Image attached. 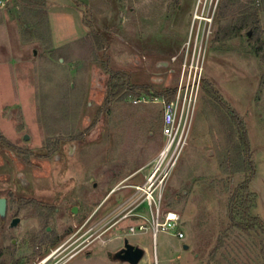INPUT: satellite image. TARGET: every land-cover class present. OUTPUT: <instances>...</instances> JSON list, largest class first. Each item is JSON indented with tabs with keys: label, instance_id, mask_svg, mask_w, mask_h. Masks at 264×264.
Masks as SVG:
<instances>
[{
	"label": "rangeland",
	"instance_id": "rangeland-1",
	"mask_svg": "<svg viewBox=\"0 0 264 264\" xmlns=\"http://www.w3.org/2000/svg\"><path fill=\"white\" fill-rule=\"evenodd\" d=\"M225 1L189 142L163 193L162 209L179 213L176 231L185 237L159 232L156 240L151 228L128 234L142 221L136 214L152 215L146 204H128L165 146L156 93L178 86L196 0H46L38 9L10 0L0 7V134L12 144L0 143V197L9 201L0 264H128L108 254L125 239L146 249L148 264L264 262V236L230 229L232 193L249 173L230 174L226 116L203 89L210 82L245 124L256 170L249 205L264 221V0H236L221 19ZM244 6L261 8L259 29L216 41L219 26ZM116 71L150 86V95L122 94L107 107ZM15 215L22 222L10 229Z\"/></svg>",
	"mask_w": 264,
	"mask_h": 264
},
{
	"label": "built area",
	"instance_id": "built-area-1",
	"mask_svg": "<svg viewBox=\"0 0 264 264\" xmlns=\"http://www.w3.org/2000/svg\"><path fill=\"white\" fill-rule=\"evenodd\" d=\"M9 2L10 0H0V7L6 6ZM220 3L221 0H196L188 40L179 60L178 57L174 58L178 60L180 66V77L174 97L171 100L165 97L155 98V101L163 106L162 132L166 143L152 161V168L146 174L144 182L133 187L135 192L130 200L132 203L128 204V208L131 209L139 202L134 210L141 209V206L146 204L152 215L151 219H148L144 215L136 214L142 221L130 226L128 234L143 233L151 228L156 239L159 232L176 231L181 222L179 213L171 209H162L163 193L189 142L204 81L205 53ZM131 213L123 218H129ZM174 234L181 239L185 237L182 231H176Z\"/></svg>",
	"mask_w": 264,
	"mask_h": 264
},
{
	"label": "trees",
	"instance_id": "trees-1",
	"mask_svg": "<svg viewBox=\"0 0 264 264\" xmlns=\"http://www.w3.org/2000/svg\"><path fill=\"white\" fill-rule=\"evenodd\" d=\"M21 4L32 8H44L46 0H17ZM222 6L220 18L226 17V11L236 5V0H226ZM261 8L255 6H244L242 7L241 13L234 18L230 23L226 25H220L217 31L216 41L226 42L235 37L241 36L246 30L256 31L260 25L259 11ZM249 36V34H248ZM250 37V36H249ZM252 39L258 45L262 44L261 36ZM258 53V52H257ZM106 106L122 94L128 95L130 93H136L138 95L146 94L150 95L151 87L147 85L135 86L131 83V80L127 73L116 71L111 72L110 79L108 82ZM204 93L208 99L212 102L218 103L225 116V124L227 130V141L224 146L226 157H227V168L230 174L236 172L249 173L246 179L238 185L231 197L229 205V217H230V229L238 230L245 235L260 237L264 236V221L259 217L251 215V192L249 186L252 180L255 178L256 170L253 161L251 160L250 143L247 134V130L244 122L240 119L237 112L231 108L227 103L222 100L218 90L208 81L204 84ZM157 96L165 97L171 100L174 97L175 90L168 89L162 93H156ZM206 104V103H205ZM0 143L12 146V144L0 134ZM236 162H240L239 167H236ZM239 201L242 203L239 205ZM261 264H264L262 262Z\"/></svg>",
	"mask_w": 264,
	"mask_h": 264
},
{
	"label": "water",
	"instance_id": "water-1",
	"mask_svg": "<svg viewBox=\"0 0 264 264\" xmlns=\"http://www.w3.org/2000/svg\"><path fill=\"white\" fill-rule=\"evenodd\" d=\"M250 36V33H249ZM28 137V136H27ZM6 199L0 198V215L4 216L6 214ZM15 225V224H14ZM13 225V226H14ZM187 249V246H185ZM112 260L119 262H125L128 264H139L145 256V250L131 244L128 239L124 240L123 247L117 251L115 254H109Z\"/></svg>",
	"mask_w": 264,
	"mask_h": 264
},
{
	"label": "flooded vegetation",
	"instance_id": "flooded-vegetation-1",
	"mask_svg": "<svg viewBox=\"0 0 264 264\" xmlns=\"http://www.w3.org/2000/svg\"><path fill=\"white\" fill-rule=\"evenodd\" d=\"M0 198H5V197H0ZM6 199V214L4 215V216H1L0 215V219H1V221H2V223H4V222H6V220L8 219V214H9V209H8V205H9V201H8V199L7 198H5ZM71 212H72V214L73 215H77L78 214V207H76V206H73L72 207V209H71ZM21 222H22V219H21V217H19L18 215H15L14 217H12L11 219H10V221H9V228L10 229H14V228H17V227H19L20 226V224H21ZM15 224V225H14ZM14 225V226H13ZM46 230L48 231V232H50L51 231V229L50 228H48V227H46ZM80 239H77L74 243H72V245L71 246H73L74 244H76L78 241H79ZM70 246V247H71ZM80 253V252H79ZM79 253H77V254H79ZM76 254V255H77ZM74 257V256H73ZM72 257V258H73ZM48 261V260H47Z\"/></svg>",
	"mask_w": 264,
	"mask_h": 264
},
{
	"label": "crops",
	"instance_id": "crops-1",
	"mask_svg": "<svg viewBox=\"0 0 264 264\" xmlns=\"http://www.w3.org/2000/svg\"><path fill=\"white\" fill-rule=\"evenodd\" d=\"M156 239H157V238H156ZM156 239H155V240H156ZM122 243H123V242L121 241V244H119L120 246L118 245V247H121V246H122ZM131 244H132V243H131ZM133 245L138 246V247L144 249L143 247H141V246H139V245H137V244H133ZM185 249H186V248H185ZM187 249H189L188 246H187ZM187 249H186V250H187ZM144 250H145V252H146V249H144ZM108 254H110V253H108ZM163 256H164V259H163L164 262L169 261L168 258H167V254H166V253H163ZM109 257H110V256H109ZM110 259H111V258H110ZM111 260H112V259H111ZM156 261H157L158 264H159V260L157 259ZM146 263H147V264L150 263V259H148L147 256L145 255L144 258L141 260V262H140L139 264H146ZM193 264H197V263H196V262H193Z\"/></svg>",
	"mask_w": 264,
	"mask_h": 264
}]
</instances>
